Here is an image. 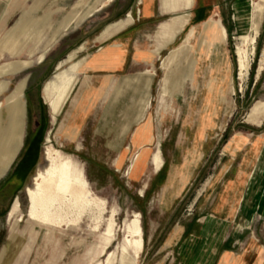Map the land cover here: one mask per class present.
Here are the masks:
<instances>
[{
	"label": "rangeland",
	"instance_id": "obj_1",
	"mask_svg": "<svg viewBox=\"0 0 264 264\" xmlns=\"http://www.w3.org/2000/svg\"><path fill=\"white\" fill-rule=\"evenodd\" d=\"M215 1L223 3L221 14L215 19L225 20L223 25L228 35L227 66L223 64L222 70L211 68L207 64L202 68L198 66L194 84H181L175 53L190 27L196 28L195 36L190 41L194 52L196 51L203 20L192 19V16L200 3L211 8ZM221 1L195 0L191 11L184 10L170 16V19L179 21L170 28L171 35L174 30H181L185 16L192 23L177 39L174 37L176 41L171 40L169 44L175 42L162 54L159 61L139 70L154 71L155 75L147 119L151 122L155 137L151 149H155L154 152L161 150L159 167L152 161L153 152L150 160L152 168L149 171L153 169L158 172L164 161V167L157 176V185H160L162 174L169 164L179 165L186 157L187 161L196 162L199 154H203L199 163L204 164V172L196 183H192L194 186L191 191L182 202L176 204L171 213L161 208L158 201L160 189L154 188L153 198L149 195L140 198L137 193L139 187L129 183V178L145 153L140 151L143 154L135 160L139 152L130 149V135L135 127L142 124H132L125 135L121 130L123 125L129 123L124 121L126 110L132 107L130 104L133 98L137 99L139 91L126 89L112 104V89L102 91L97 104L89 108L88 115L80 122H77L79 117L69 101L70 97H76L78 93L76 84L86 66L75 75L70 72L73 68H79L83 62L87 63L90 55L99 47L95 38L103 29L122 19L126 20L130 16L129 12L133 13L135 19L139 8L138 0H0V65L12 68L18 62L27 63L21 74L14 73L5 78L9 82V89H13L24 77L27 80L23 97L25 116L21 146L10 164L9 173L22 164L18 173L22 176L18 187H8L0 195V264L5 263L12 227L19 230L31 227L36 233L32 237L36 240H33L34 245L24 264H86L87 251L90 264H105L111 253V264H176L174 251L165 246L169 233L175 225L183 222V216L194 195L200 190V184L208 177L211 167L223 157L225 140L234 133L257 130V126L251 125L247 117L259 103L262 105H259L261 108L258 112L264 110V0H242V5L240 0ZM235 4L238 27L231 9ZM240 5L246 8L248 16L245 18L238 16ZM153 6L156 8L157 2ZM87 11H92L91 15L78 25L62 29L66 18L74 14L80 17ZM168 17L155 19L148 35H153L158 24ZM21 18L25 22L17 27ZM47 49L44 59L38 62L41 53ZM70 53L75 54L74 59L66 63ZM167 56L168 80L165 90L160 92V79L163 76L161 62ZM242 58L245 68L240 71L238 60ZM62 71L64 73L60 74ZM54 77L61 79H57V87L54 86L50 92L55 88H59V92L64 90L71 77L75 80L73 89L76 86L74 91H68L65 104L55 117L42 99V89ZM109 83L110 80L107 85ZM6 94L1 97V102ZM68 114L72 116L67 119ZM8 118L7 110L3 109L2 119L0 117V168L8 158L11 159L18 143ZM60 125L76 129L69 138L59 131ZM259 130L264 131V125ZM198 136L205 138L204 145L199 140H196L199 146L195 144V137ZM48 148L57 150L64 158L71 160L76 170L82 172L88 189L105 201L106 212L100 233L91 232L98 217L96 210L84 215L77 228L65 227L62 230L28 218L29 201L26 191L28 188L33 189L35 175L49 166L44 159ZM126 148L129 150L125 151L124 165L120 169L121 159L117 160L121 156L120 150ZM149 177L146 174L143 180L146 181ZM134 214L140 216V249L125 241L126 226L134 219ZM112 215L115 235L108 241L103 232ZM231 227L235 234L257 238L264 244V218L257 213L250 219L240 216L235 218ZM48 236L50 238L46 239ZM57 237L66 239L61 243L57 241Z\"/></svg>",
	"mask_w": 264,
	"mask_h": 264
},
{
	"label": "crops",
	"instance_id": "obj_2",
	"mask_svg": "<svg viewBox=\"0 0 264 264\" xmlns=\"http://www.w3.org/2000/svg\"><path fill=\"white\" fill-rule=\"evenodd\" d=\"M154 2H157L156 8L153 6ZM245 2L247 1L245 0ZM222 4L215 1L210 8L200 3L196 8L192 19L203 20L200 24L202 31L195 52L190 41L195 36L196 28L190 27L175 53L179 83L193 85L198 66L202 68L207 64L211 68L216 67L220 70H222L223 64L227 66L226 41L228 35L223 25L225 20L223 18L215 19V23L218 20L221 24L219 26L217 23H211L212 19L219 18ZM240 4H243L242 0H240ZM137 5L139 8L135 19L133 13L129 12L130 18L122 19L103 29L95 38L99 47L90 55L87 63L83 62L79 68L76 70L73 68V71L70 72L75 75L86 66L76 84L78 93L76 97H70L69 101L79 117L77 122H80L88 115L89 108L97 104L102 91L112 89L111 104L118 100L126 89L139 91L137 99L133 98L130 104L132 107L126 110L124 121H129V123L123 125L121 130L125 135L132 124H142L135 127L130 135V149L139 152L135 160L137 161L139 155L143 154L140 151L145 153L129 178V183L139 187L137 193L140 198L147 195L153 198L154 188L160 189L158 201L162 205L161 208L165 212L173 213L176 204L186 198L187 193L194 186L192 183H196L198 177L204 172V164L199 163L203 154L202 152L199 154L196 162H189L186 157L179 165L169 164L168 169L162 174L160 185H157V180H159L157 176L164 167V161L158 172H154L153 169L149 171L151 170V156L155 150L151 149L155 137L151 122L147 119L151 85L155 75L154 71L139 72V70L159 61L162 54L170 49L179 35L186 30L190 22L192 23L190 18L184 20L181 30H174L177 31V34L175 35L173 32L171 35L170 28L177 25L179 21L170 19V16L184 10L191 11L195 6V0L190 5L187 0H138ZM241 5L239 13L246 12V8ZM231 9L234 11V21L238 27L236 4ZM91 13L92 11H87L80 17L74 14L72 17L66 18L62 29L65 30L73 24L74 26L78 25ZM164 16L169 17L158 24L155 35H148L152 30L151 26L154 20ZM69 19L70 23H67ZM23 22L25 20L21 18L17 27ZM220 26L224 29L225 36L221 34ZM171 40L175 41L169 44ZM47 51L48 49L41 55L45 57ZM70 56H75V54L70 53L68 58ZM167 59L168 56L164 57L161 62L163 76L160 79V92L165 90L164 85L167 82ZM66 63L69 61L67 60ZM25 64L27 63L18 62L12 68H5L4 64L0 65V80L6 81V76L10 74H21L26 69ZM62 73L64 72H60V74ZM122 75L125 76L118 80L115 79ZM24 79L27 80V77ZM57 79L61 78L54 77V80L47 83L42 89L43 103L48 106L53 117L65 104L68 91L73 89L75 82L71 77L69 78L70 83L64 87V90L59 92L60 89L55 88L52 90L53 92H50L49 90L54 86L57 87ZM109 80L110 83L107 85ZM161 95L162 93L159 94V103L162 102ZM57 98L59 101L58 111L55 112L50 102ZM71 116L68 114L67 119ZM250 116L251 112L247 117L248 122L257 126V130L234 133L225 140L222 149L223 157L215 163L214 167H211L208 177L200 184V190L191 200L190 207L183 216V222L175 225L169 233L165 246L167 245L168 250L174 251L176 264H264V244L257 238L235 234L231 227V222L239 216L250 219L257 213L264 218V131L259 130L264 125V117L255 122L250 120ZM196 140H199L201 145L205 144V138L202 136L195 137L197 145ZM128 150L129 148L120 150L119 155L121 156L117 160L121 159L120 169L124 165V156L127 153L125 151ZM156 155L161 159L160 149L154 152L152 161ZM21 165L16 170H12L11 174H9L11 170L9 158L6 164L1 166L0 195L8 187H18L22 176L18 174ZM115 171L119 172L120 170ZM146 174H149L150 177L144 181L143 177ZM200 182L202 181L200 180ZM33 235L36 233L31 227H23L21 230L12 227L4 264H24L34 245L33 240H36L32 238ZM49 238L50 236L46 239ZM65 239L57 237V241L61 243ZM80 242L83 243V241ZM86 256V264H90L88 251Z\"/></svg>",
	"mask_w": 264,
	"mask_h": 264
},
{
	"label": "bare ground",
	"instance_id": "obj_3",
	"mask_svg": "<svg viewBox=\"0 0 264 264\" xmlns=\"http://www.w3.org/2000/svg\"><path fill=\"white\" fill-rule=\"evenodd\" d=\"M192 1L193 0H187L189 5ZM238 16L245 18L248 14L244 12L239 13ZM183 20H186V16ZM67 23H70V19L67 20ZM211 23H217L218 26L220 24L218 20L215 23V18L211 20ZM220 30L221 34L225 36V31L222 26H220ZM43 58L44 55H41L38 62H41ZM73 59L74 56H70L68 61L70 62ZM238 67L240 71L244 70L245 65L243 58L238 60ZM22 79L13 89H9V83L7 81L0 80V99L3 94L7 93L3 97L4 100L2 99L3 101H0V117L3 109H6L9 117L8 122L12 125L15 138L18 140L16 151L11 159H9V165L19 152L22 140L25 116L23 97L26 82V79ZM46 89L48 90L49 87L47 86ZM58 102V98L50 102L55 112L58 111ZM259 108H261V106L256 105L252 110L250 116L251 121L257 122L264 117V110L259 113ZM75 129L76 128L68 129L64 125L59 126V131H62L69 138L73 135ZM44 159L49 166L44 171H39L35 175L33 178V189L28 188L26 191V196L29 201L28 218L33 222L62 230L65 227L77 228L84 215L96 210L98 212V217L95 219L96 225L91 232L100 233L102 221L104 219L103 215L106 212L105 201L97 198L88 189L87 183L83 179L82 172L76 170L72 161L64 158L57 150L52 148L46 149ZM160 163L161 160L159 156L156 155L154 164L156 167H159ZM133 170L134 166L131 168V171ZM126 234V243L134 248L140 249L142 229L139 214H134V219L126 226ZM114 235L115 221L114 215H112L103 232V236L106 237L108 241H111ZM112 257L113 253L108 256L105 264H111Z\"/></svg>",
	"mask_w": 264,
	"mask_h": 264
}]
</instances>
